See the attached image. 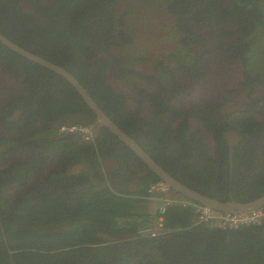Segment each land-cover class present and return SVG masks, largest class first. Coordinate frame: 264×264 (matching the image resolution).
<instances>
[{"label": "trees", "instance_id": "16d2710c", "mask_svg": "<svg viewBox=\"0 0 264 264\" xmlns=\"http://www.w3.org/2000/svg\"><path fill=\"white\" fill-rule=\"evenodd\" d=\"M141 1L159 9L169 6L176 16L184 13L176 21L187 35L181 56L175 66L155 59L153 75L132 68L138 60L126 23L130 12L117 14L119 0H27L28 5L25 0H0V32L74 74L104 112L182 183L222 200L261 197L264 0H231L227 5L209 0L200 4L202 9L186 13L173 2ZM217 40L223 42L215 44ZM222 44L234 56L218 51ZM192 46L203 50L189 52ZM227 59L243 60L237 65L243 76L239 87L249 92L250 100L244 108L223 114L224 102L216 108L207 98L199 101L177 80L187 74L189 81L205 82L212 73L210 64ZM0 71L19 80L21 89L10 111L0 108L6 127L21 133L40 122V132L53 133L62 124H88L72 120L81 114L96 125L95 112L67 79L1 41ZM111 78L131 87L139 98L135 107ZM146 104L152 109L149 118ZM16 109L22 114L13 123L7 117ZM192 117L215 131V144L191 130ZM228 130L242 135L232 153L222 135ZM95 134V142L76 134L63 140L53 136L46 148L37 149L34 160L15 157L12 163L8 156L20 153L21 146L7 148L5 133L0 134V264H264V224L223 229L197 223L200 204L173 189L172 194L191 201L166 213L165 226L175 231L159 238H131L154 221L153 203L145 197L162 180L110 129L101 126ZM43 141L30 135L25 146ZM50 159H56L52 167L47 166ZM111 159L117 161L113 172L106 170ZM81 162L88 164L87 170L67 172ZM132 179L139 180L135 189H130ZM14 183L26 184L25 193L15 198L9 192Z\"/></svg>", "mask_w": 264, "mask_h": 264}, {"label": "rangeland", "instance_id": "374dc122", "mask_svg": "<svg viewBox=\"0 0 264 264\" xmlns=\"http://www.w3.org/2000/svg\"><path fill=\"white\" fill-rule=\"evenodd\" d=\"M139 0H119L117 6V14L129 11L130 14L126 17V23L129 33L132 35V42L137 52L135 64L132 65L134 69H144L148 74H156L153 65L151 63L150 56H156L160 54L162 58L166 59V62L172 66L176 65V57L181 56V49H183V39L187 37L176 26V15L169 14L163 9H154L147 11L140 6ZM232 28V27H228ZM201 32H205L202 28ZM213 45H209L212 47ZM189 52L201 51L203 49L196 48L194 46L187 49ZM141 52V53H140ZM184 52V51H183ZM182 52V53H183ZM227 62V61H226ZM239 63V62H238ZM236 61H233L229 68L225 71L218 70L219 63L216 62L214 72L209 75L205 82H202L196 86V93L202 94L211 92L213 95L215 91L221 88L223 95V112H232L234 109L244 108L246 103L250 100V95L245 91H238L239 84L242 81V74L236 72ZM14 78L10 75L5 76L0 73V88L8 89L16 85ZM182 82V81H181ZM180 82V83H181ZM111 83L116 90L125 92L128 95V105L134 107L136 105V98L134 92L131 91V87L126 85L122 80L117 78H111ZM193 127L196 126L195 122L191 120ZM195 124V125H194ZM207 141L210 142L212 137L207 136ZM211 143V142H210ZM4 146L7 147V144ZM107 170H110L115 165L111 159L107 163ZM84 168L83 165L77 167L72 172H78ZM137 182L131 184L130 189H135ZM177 196L176 194H172ZM155 204V203H154ZM155 210V205L151 207V210Z\"/></svg>", "mask_w": 264, "mask_h": 264}, {"label": "flooded vegetation", "instance_id": "af4514ba", "mask_svg": "<svg viewBox=\"0 0 264 264\" xmlns=\"http://www.w3.org/2000/svg\"><path fill=\"white\" fill-rule=\"evenodd\" d=\"M27 0H25V2H24V4L25 5H28V2H26ZM187 1H191L190 3H187ZM207 2V1H209V0H179V1H177V0H165L164 2H163V5H168L169 4V2H173V4L175 3L176 4V6H177V8L181 11V12H185L186 13V11H188L189 9H191L192 11H197L198 9H202L201 7H199L200 6V4L202 3V2ZM215 1V0H214ZM221 2L222 1H225V3H226V5L228 4L227 2H229V1H231V0H220ZM138 2H140L141 4H142V7L144 8V9H146L147 11H151V10H154V9H156L157 7H155V6H148V5H150V4H143L142 3V1L141 0H139ZM157 9H159V8H157ZM163 10H165L166 12H168L169 14H172L170 11H171V9L169 8V6H167V8H162ZM173 15V14H172ZM181 15H184V13H181V14H179V16H177L176 17V20L178 21L179 20V17L181 16ZM229 27H232V26H229ZM236 29H238V27L236 28ZM216 43L215 44H220V42H223V41H219V40H217V41H215ZM230 44H231V42H229ZM214 44V45H215ZM217 50L218 51H222V50H224V54L225 55H227V56H234V53H233V50L231 49V47H229V46H227V45H224V44H222V46L221 47H217ZM200 51L199 50H197V51H194V53L196 54V53H199ZM150 58H151V63H152V65H153V63H155L156 61H155V59L157 60V59H161L162 58V56L160 55V54H158V55H156V56H150ZM164 59V58H163ZM166 60V59H165ZM261 62V60L260 61H258V63H260ZM167 63V62H166ZM133 64H135V63H133ZM167 64H169V63H167ZM210 66H211V72L213 73L214 72V70L212 69V68H214L215 67V64H214V62H212L211 64H210ZM226 68V62L224 63V64H219V68H218V70H224ZM137 70H139V71H141V72H143V73H147L144 69H137ZM236 72L237 73H239V74H241L240 73V71L236 68ZM0 73H2L3 75H5V76H11L12 78H14V76L13 75H11V74H6V73H4V72H1L0 71ZM187 75V74H186ZM185 74H183V76L181 77V78H179L177 81H178V84H180L179 86L181 87V88H186L189 92H193V96L196 98V99H198L199 101H200V99H203V98H207V100H209V101H211L212 102V104H214L215 106H216V108H217V106L218 105H220L222 102H224L223 101V95L224 94H222L221 93V88L218 90V91H215L214 92V94L212 95L211 94V92H206V93H204V94H202L201 93V91L199 92V94H197L196 93V91H195V88H196V83L195 82H192V81H189V77L188 76H186ZM15 80H17L16 78H14ZM241 79H243V78H241ZM182 81V82H181ZM182 84H181V83ZM15 83H16V85H14L13 87H9L8 89H3V88H0V108L1 107H5V109L7 110V111H10L9 110V106H11V105H13V103H14V100L16 99V98H18L19 96H20V94H21V89L19 88L20 87V81L19 80H17V81H15ZM145 85H146V83H145ZM188 85H192L193 87L195 86V88H194V90H191V86H188ZM149 87V86H148ZM154 87L153 86H150L149 87V89H153ZM191 90V91H190ZM196 90H197V88H196ZM238 91H245V92H248L247 90H244V89H242L241 87H239L238 89H237ZM132 91V90H131ZM249 93V92H248ZM134 96H135V98L136 99H139L138 98V96L137 95H135V93H134ZM136 106V105H135ZM134 106V107H135ZM246 106V105H245ZM151 108V106H149V104H146L145 105V107H144V110H145V115L146 116H148V118L149 117H151L152 116V109H150ZM92 109V108H91ZM234 110H237V109H234ZM222 112H223V108H222ZM6 113V112H5ZM227 113H229V112H227ZM21 114H22V111L21 110H19V109H16V110H14V112L12 113V116H10V117H7V118H9V120L11 121V122H13V123H15L17 120H19V118H20V116H21ZM223 114H226L225 112H223ZM96 118H97V116H96ZM223 119V118H222ZM225 119H227V118H225ZM72 120H81V121H83V122H85V123H88V124H91V123H93L94 122V120L93 119H90V118H87L86 116H84L83 114H81V115H74L73 117H72ZM189 120H190V122H191V120H193L194 122H195V124H196V126L195 127H193V125L191 124V130L192 131H196V130H198V132L203 136V138H204V140H206L207 141V136L209 135V136H211L212 137V139H211V143L210 144H215V136H216V134H215V131L214 130H210V129H207L206 127H204V125L202 124V123H200V121L197 119V118H194V117H192V118H189ZM224 120V119H223ZM96 122V121H95ZM97 122H98V120H97ZM176 123V125H178L179 124V121H176L175 122ZM194 124V125H195ZM24 124L22 123V126H23ZM36 126H38V127H36ZM36 128L34 129V128H30L31 130H29V129H23L22 131H21V133H20V131L17 129V128H15L14 130H12V129H10V128H8V127H6L5 126V124L1 121V119H0V134L1 133H5V136H6V138H7V142H6V144H7V148H10V146H12L13 144H15V147H17V146H21V152L20 153H17L15 156H13V155H7L8 156V158H9V163H12V161L14 162L15 160H14V158L15 157H17L19 160H24V158L25 157H27V156H32L33 157V160H34V155L36 154V153H38V151H37V149H39V150H42V147H45L46 146V141L48 140V139H51L53 136H55V138L56 139H62V138H65V136H67V135H63V134H61L60 133V131H59V126L56 128V127H54L55 128V132H53V133H48V132H46V131H43V132H40L41 130H42V128H41V123L40 122H38L37 124H36ZM97 126H98V124L96 125V130L97 129H99V128H97ZM51 127V126H50ZM44 130V129H43ZM30 135H33L34 137H39L40 139H43L44 141L42 142V143H40V145H38V144H35V145H32L33 147L32 148H29V147H27V146H25V141H27L28 140V138H29V136ZM223 135V134H222ZM78 137H80L81 138V136H79V135H77ZM96 136V135H95ZM13 139H16V141H13ZM82 139V138H81ZM119 139V138H118ZM29 140H32L31 138L29 139ZM63 140V139H62ZM62 140H60V142L62 141ZM83 140V139H82ZM120 140V139H119ZM85 141V140H84ZM121 141V140H120ZM91 142H95V138H94V141H91ZM36 147V148H35ZM22 148H25L24 150H22ZM46 148V147H45ZM33 153V154H32ZM138 156V155H137ZM139 157V156H138ZM140 158V157H139ZM141 159V158H140ZM113 160V162L115 163V165L114 166H112V168H110V170H108V171H110V172H113V171H115V168L117 167V161H115L114 159H112ZM142 160V159H141ZM143 161V160H142ZM144 162V161H143ZM145 163V162H144ZM36 165L38 164V163H35ZM53 164H56V159H50L49 160V163L47 164V166L48 167H52V165ZM146 164V163H145ZM81 165H83L84 166V168H82V170H80V171H78V172H72L74 169H76L77 167H79V166H81ZM48 167L46 168V172L47 171H49V169H48ZM88 169V164L86 163V162H81V163H79V164H76V165H71L69 168H68V170H67V172H69L70 174H77V173H80L81 171H83V170H87ZM117 179V178H116ZM118 180V179H117ZM29 181V183H32V179H29L28 180ZM137 181H139L138 179H132L131 181H130V183L132 184L133 182L135 183V182H137ZM17 185V183H14L13 185H11L12 187H13V190L12 191H9V192H11V193H14V194H12V197L13 198H15V196L16 195H18V196H20L22 193H25V191H24V188L26 187V184H18V186H16Z\"/></svg>", "mask_w": 264, "mask_h": 264}, {"label": "water", "instance_id": "95a60500", "mask_svg": "<svg viewBox=\"0 0 264 264\" xmlns=\"http://www.w3.org/2000/svg\"><path fill=\"white\" fill-rule=\"evenodd\" d=\"M0 41L20 55L53 70L54 72L67 79L95 112L98 120L97 128L105 126L110 129L113 134H115L122 142L129 146L147 164V166L173 190L181 193L194 202L223 212L241 213L264 207V195L249 202H240L233 198H231L230 200H222L220 198L202 194L201 192L182 183L171 173H169L165 168L159 165L152 158V156L136 141L135 138L125 132L115 121L111 119V117L106 112H104V110L99 106L92 95L80 83V81L75 77L74 74H72L62 66L57 65L56 63H53L24 49L23 47L10 40L2 32H0ZM223 137L226 139L231 153L234 145L238 144L242 140V135L239 132L233 130L224 132Z\"/></svg>", "mask_w": 264, "mask_h": 264}, {"label": "built area", "instance_id": "2783aa9c", "mask_svg": "<svg viewBox=\"0 0 264 264\" xmlns=\"http://www.w3.org/2000/svg\"><path fill=\"white\" fill-rule=\"evenodd\" d=\"M59 131L63 135H79L85 141H94L95 138L94 127L91 125L63 124ZM145 198L157 202L158 208L154 221L140 227L135 235L137 238H157L173 233L175 229L165 226V215L169 208L176 204H191V201L181 196H173L170 186L162 181L151 185L149 195ZM196 207L198 211L197 223H206L224 229L264 224V207L241 213L222 212L203 205H196Z\"/></svg>", "mask_w": 264, "mask_h": 264}, {"label": "clouds", "instance_id": "9594fccd", "mask_svg": "<svg viewBox=\"0 0 264 264\" xmlns=\"http://www.w3.org/2000/svg\"><path fill=\"white\" fill-rule=\"evenodd\" d=\"M211 39V38H210ZM209 39V40H210ZM204 42H206V41H204ZM209 42V41H208ZM227 61V62H226ZM225 62H226V68L224 69V70H222V71H225V70H227L228 68H229V66L232 64V62L234 61L233 59H227ZM237 61V60H236ZM239 63L238 64H242L243 63V60L241 59V60H239L238 61ZM198 84L196 83V86H197ZM195 87V86H194ZM195 91H196V88H195ZM191 123V122H190ZM78 124H83V123H78ZM98 124V122H96V125ZM63 125V124H62ZM84 125H91V126H93L94 127V131H95V133H96V125L94 124V123H91V124H84ZM61 126V125H60ZM60 126H59V128H60ZM96 135V134H95ZM89 142V141H88ZM91 142V141H90ZM108 163V162H107ZM106 163V166L108 165ZM106 170H107V167H106ZM108 171V170H107ZM162 182H164V181H162ZM165 183V182H164ZM168 185V184H167ZM171 188V187H170ZM172 189V188H171ZM182 197V196H181ZM152 202V201H151ZM153 203V206L155 205V213L157 212V208H158V203H156V202H152ZM155 203V204H154ZM199 204V203H198ZM200 205H202V204H200ZM203 206H205V205H203ZM211 208V207H210ZM214 209V208H213ZM217 210V209H216ZM220 211V210H219ZM223 212V211H222ZM153 219V218H152ZM151 219V220H152ZM142 227V226H141ZM224 229V228H223ZM172 234V233H171ZM136 235V234H135ZM135 235H133L131 238H135V240L136 239H142V238H137ZM169 235V234H168ZM167 236V235H166ZM161 237V236H160ZM157 238H159V237H157ZM126 241H130L131 239H128V238H126L125 239Z\"/></svg>", "mask_w": 264, "mask_h": 264}, {"label": "crops", "instance_id": "0c3cea01", "mask_svg": "<svg viewBox=\"0 0 264 264\" xmlns=\"http://www.w3.org/2000/svg\"><path fill=\"white\" fill-rule=\"evenodd\" d=\"M109 161H110V160H109ZM109 161H108V162H109ZM151 211H153V208H152V210H151Z\"/></svg>", "mask_w": 264, "mask_h": 264}]
</instances>
